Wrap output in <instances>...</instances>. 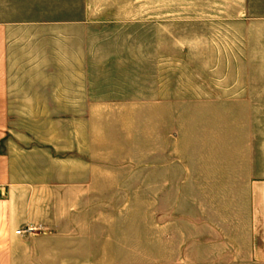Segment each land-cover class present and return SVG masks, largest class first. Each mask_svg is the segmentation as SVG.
<instances>
[{
  "label": "rangeland",
  "instance_id": "rangeland-1",
  "mask_svg": "<svg viewBox=\"0 0 264 264\" xmlns=\"http://www.w3.org/2000/svg\"><path fill=\"white\" fill-rule=\"evenodd\" d=\"M89 5L86 25L72 33V48H66L72 54L58 55L71 62L41 64L40 80H26V92L41 94L26 99L40 103L0 112V161L8 181L26 185L28 200L35 196L48 211L63 210L70 194L86 197L88 247L130 253L90 256V264H144L145 256H132V248L145 247L148 228L156 233L157 224L148 220L161 210L159 193L146 192L148 170H231L238 218L242 154L250 174L264 167V0ZM81 180L88 181L83 192L67 191ZM191 194H181L182 215L197 213ZM213 194L224 215V192ZM52 219L64 221L59 212ZM166 226L174 233L193 227ZM50 243L37 246H66L60 238Z\"/></svg>",
  "mask_w": 264,
  "mask_h": 264
},
{
  "label": "crops",
  "instance_id": "crops-1",
  "mask_svg": "<svg viewBox=\"0 0 264 264\" xmlns=\"http://www.w3.org/2000/svg\"><path fill=\"white\" fill-rule=\"evenodd\" d=\"M89 14V0H0V112L22 111L29 102L40 103L26 99L41 95L26 92V80H40L41 64L71 62L58 61V55L72 54L66 50L72 48V33L86 25ZM242 155L235 183L243 195L238 218L233 215L231 170L160 167L150 174L148 170L146 192L159 193L155 197L161 210L155 220L150 212L148 224L155 222L157 231L153 234V227L148 228L145 247L132 248V256H145L144 264H264V167L251 169L250 174L249 158ZM7 173L0 161V264H90V256L130 254L121 248L88 247L89 203L83 195L74 200L70 194L63 210L48 211L35 196L28 200L26 185L9 182ZM85 188L88 181L81 180L67 191ZM217 192H224V215L211 198ZM182 193H192L191 205L197 213L180 214ZM58 212L64 218L61 223L52 219ZM168 224L193 227L174 233ZM57 227L64 231H51ZM25 228L47 229L49 235L22 234ZM56 238L66 246H37L51 245ZM201 255L207 257L203 263L186 258Z\"/></svg>",
  "mask_w": 264,
  "mask_h": 264
}]
</instances>
